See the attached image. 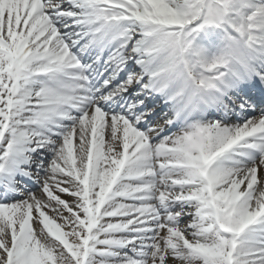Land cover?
<instances>
[{
  "label": "snow or ice",
  "instance_id": "6c2138e0",
  "mask_svg": "<svg viewBox=\"0 0 264 264\" xmlns=\"http://www.w3.org/2000/svg\"><path fill=\"white\" fill-rule=\"evenodd\" d=\"M0 264H264V0H0Z\"/></svg>",
  "mask_w": 264,
  "mask_h": 264
}]
</instances>
